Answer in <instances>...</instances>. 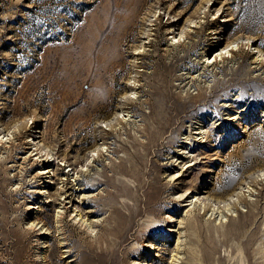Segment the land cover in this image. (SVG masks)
Returning <instances> with one entry per match:
<instances>
[{
  "label": "rangeland",
  "instance_id": "1",
  "mask_svg": "<svg viewBox=\"0 0 264 264\" xmlns=\"http://www.w3.org/2000/svg\"><path fill=\"white\" fill-rule=\"evenodd\" d=\"M260 53L264 0H0V264H264Z\"/></svg>",
  "mask_w": 264,
  "mask_h": 264
},
{
  "label": "bare ground",
  "instance_id": "2",
  "mask_svg": "<svg viewBox=\"0 0 264 264\" xmlns=\"http://www.w3.org/2000/svg\"><path fill=\"white\" fill-rule=\"evenodd\" d=\"M214 38V37H213ZM212 41V40H211ZM230 43V42H229ZM226 48H229V47H226ZM230 50H232V47L230 48ZM219 55H221V53H219ZM226 55V54H225ZM218 56V55H217ZM260 56H261V60L264 58L263 56H264V54H261L260 53ZM217 58H219V57H214L213 59H211V60H209L210 59V57L208 58V60H209V62H211V61H216V59ZM219 60H220V58H219ZM134 63V62H133ZM163 66V65H162ZM163 69V68H162ZM146 86V85H145ZM155 98V97H154ZM153 98V99H154ZM156 99V98H155ZM170 105V104H169ZM159 106H160V104H159ZM172 109V108H171ZM171 112V111H170ZM163 118V117H162ZM233 118H235V117H233ZM166 122V121H165ZM177 123V122H176ZM176 125V124H175ZM103 126V125H102ZM146 129V128H145ZM156 133V132H155ZM158 133V132H157ZM151 135V134H150ZM151 138V137H150ZM3 141V140H2ZM40 156V155H39ZM157 157V156H156ZM256 160V159H255ZM254 160V161H255ZM93 161H94V159H93ZM253 161V160H252ZM50 162V161H49ZM45 173H49V170H47L46 169V171H45ZM257 178V177H256ZM260 179V178H259ZM262 179V178H261ZM245 181V180H244ZM256 180H254V182H255ZM261 183V182H260ZM233 187V186H232ZM158 193H159V189H158V187H155V190H154V195H158ZM189 193V192H188ZM217 193V192H216ZM220 193V192H219ZM191 194V193H190ZM222 194V193H221ZM187 198V197H186ZM154 200H155V198H154ZM187 200V199H186ZM185 201V200H184ZM183 201V202H184ZM189 201V200H188ZM187 201V202H188ZM150 202V201H149ZM186 202V201H185ZM184 202V203H185ZM146 204L144 205V210H147V209H149V206H150V204L151 203H148L147 201L145 202ZM189 204L190 203H186L185 205H184V207H186L187 208V206L189 207ZM152 205V204H151ZM191 205V204H190ZM63 208H65L64 207V205L62 206ZM153 207V206H152ZM35 209V206H33L31 209ZM151 209H153V208H151ZM184 210V209H183ZM189 210L190 209H186V214H188L187 212H189ZM143 213V209H140V210H138L136 213H134L132 216H131V218H130V220H129V227L128 228H126V231H128V230H130L131 229V227H132V225H133V222H134V220H135V217L137 216V215H141ZM188 218V217H187ZM172 222H174L173 221V219H172V216H168V224L169 223H172ZM135 223H136V221H135ZM133 228V227H132ZM168 231H167V233H172V232H174L173 231V228L171 227V226H169L168 228ZM125 230V227H124V229L122 230V231H124ZM211 237H214V236H210V238ZM213 239V238H212ZM209 242V241H208ZM208 242H206V243H208ZM204 244V243H203ZM152 245L153 244H147V246H146V249L148 250V251H152V250H154L153 248L154 247H152ZM196 247V246H195ZM194 251V250H193ZM197 251V250H196ZM193 253V252H192ZM208 253V252H207ZM197 254V253H196ZM156 255V254H155ZM154 256V255H153ZM213 259V258H212ZM216 259V258H215ZM189 260V259H188ZM196 260V259H195ZM138 264H145V263H138ZM179 264H183L182 262H180Z\"/></svg>",
  "mask_w": 264,
  "mask_h": 264
}]
</instances>
